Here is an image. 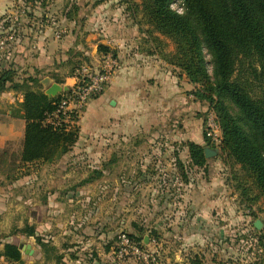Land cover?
<instances>
[{"label":"rangeland","instance_id":"374dc122","mask_svg":"<svg viewBox=\"0 0 264 264\" xmlns=\"http://www.w3.org/2000/svg\"><path fill=\"white\" fill-rule=\"evenodd\" d=\"M138 1L11 0L0 11V69L14 68L13 82L19 85L34 77L28 86L44 91L40 78L49 70H33L32 58L52 40L55 52L62 42H76L51 65L50 73L67 85L64 77L82 64L103 61L105 54L118 63V49L99 42L107 36L121 37L118 48L126 54L162 59L159 52L171 53L174 44L156 33L150 37L141 11L131 13ZM170 7L184 12L181 0ZM90 42L109 51L92 54ZM203 56L212 76L206 48ZM257 84V91L264 89ZM22 92L20 87L0 92V251L5 243H23L33 252L20 250V261L5 263L1 257L0 264H264V201L242 200L241 187L250 184L241 182L240 165L212 140L217 156L202 166L190 162L188 139L200 134L202 146L208 145V119L222 135L217 110L208 101L194 100L186 116L170 117L160 107L149 127L125 138L110 134L105 123L91 128V99L77 112V138L67 142L66 152L56 149L48 160L21 162ZM223 103L238 115L230 100ZM257 219L260 229L254 226Z\"/></svg>","mask_w":264,"mask_h":264},{"label":"trees","instance_id":"16d2710c","mask_svg":"<svg viewBox=\"0 0 264 264\" xmlns=\"http://www.w3.org/2000/svg\"><path fill=\"white\" fill-rule=\"evenodd\" d=\"M171 2L139 0L131 13L135 16L141 11L140 21L147 25L146 32L151 38L156 33L171 40L174 51L158 55L197 85L198 99L216 108L222 130L220 152L240 165L244 171L241 182L250 184L241 187L242 200L248 205L259 199L264 201V89H255L257 83L264 85V0H181L184 12L180 14L170 7ZM97 48L103 53L109 51L104 45ZM203 48L211 57L212 76L206 68ZM157 49L162 51L161 46ZM247 71L249 75L240 74ZM15 75L12 67L0 69V92L9 87H20L23 91L20 106L25 125L21 162L48 160L56 149L66 152L67 142L77 138L78 117L76 111H64L59 105L72 88L48 96L28 86L36 78L29 76L19 85L13 82ZM9 83L14 84L8 86ZM223 99L230 100L237 108V116L230 113ZM205 141L206 146L187 143L192 165L202 166L207 158L217 156L219 150L205 156L206 147L218 149L209 143L211 139L206 134ZM253 189L256 193L248 195ZM0 257L7 261L22 259L18 245L12 243L4 244Z\"/></svg>","mask_w":264,"mask_h":264},{"label":"crops","instance_id":"0c3cea01","mask_svg":"<svg viewBox=\"0 0 264 264\" xmlns=\"http://www.w3.org/2000/svg\"><path fill=\"white\" fill-rule=\"evenodd\" d=\"M10 3L11 0H0V11L7 8ZM119 40H122L119 36H107L99 40L112 49H118L119 61L118 68L105 91L93 98L88 105L87 116L89 115L92 120L91 128L98 129L105 123L107 127L111 125L110 134L130 138L140 134L153 123L160 107L164 114L170 117L178 114L186 116L193 107L194 100L204 104V101L195 96L197 85L191 83L177 67L155 56L138 55L136 51L126 54L122 48H118L121 43ZM54 42L53 40L47 42V45L45 44L40 52H37V57L34 56L30 63L33 70L38 69L42 72L49 70V74L42 75L41 82L44 78H48L50 83L60 85L61 83L56 81L57 74L50 71L54 68L55 61L62 60V56L61 58L58 56L59 53L65 54L73 49L76 42L60 41L62 50L58 52L51 50L55 45ZM90 44H93L92 54L98 51L97 43L90 42ZM64 79H66L67 87H71L75 81L73 77H64ZM46 88L47 86L44 87V91ZM200 136L199 134V138L188 140L203 145L204 140ZM19 145H21L20 139ZM215 196H207L200 206L203 207L211 198L215 199ZM2 260L7 263L4 257Z\"/></svg>","mask_w":264,"mask_h":264},{"label":"built area","instance_id":"2783aa9c","mask_svg":"<svg viewBox=\"0 0 264 264\" xmlns=\"http://www.w3.org/2000/svg\"><path fill=\"white\" fill-rule=\"evenodd\" d=\"M103 61L96 64H82L76 71L72 90L59 105L64 111H80L93 98L101 95L108 86L118 63L110 55H103ZM214 143L220 144L221 138L214 120L207 121L206 133Z\"/></svg>","mask_w":264,"mask_h":264},{"label":"water","instance_id":"95a60500","mask_svg":"<svg viewBox=\"0 0 264 264\" xmlns=\"http://www.w3.org/2000/svg\"><path fill=\"white\" fill-rule=\"evenodd\" d=\"M42 83H43L45 86H47V88H46V90H45L44 92H45V94L48 95V96H55L56 94L60 93L61 91H65V90H67V88H68V87L65 86V85L63 86V85H59V84H57V83H50L48 78H44V79L42 80ZM217 150H218V149H211V148L206 147V148L204 149L205 156H206V157H209V156H211V155H214V154L217 153ZM254 226H255L257 229H260L261 226H262V222H261L259 219H257V220L254 221ZM18 248H19L20 250H23L26 254H31V253L33 252V250L31 249V247H30L29 244L25 245V244H23V243H19V244H18Z\"/></svg>","mask_w":264,"mask_h":264}]
</instances>
